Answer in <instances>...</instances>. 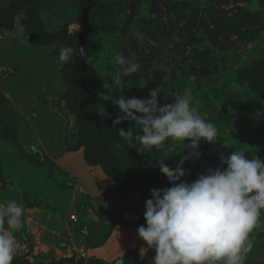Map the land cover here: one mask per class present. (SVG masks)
I'll return each instance as SVG.
<instances>
[{"label":"rangeland","instance_id":"1","mask_svg":"<svg viewBox=\"0 0 264 264\" xmlns=\"http://www.w3.org/2000/svg\"><path fill=\"white\" fill-rule=\"evenodd\" d=\"M22 9L27 16L18 35L14 17ZM0 25V205L14 200L25 209L23 228L13 232L24 261L29 249L34 252L30 264L73 258L75 264H153L155 256L138 237V228L146 227V206L132 203L140 201L138 193L117 198L113 181L88 165L78 147L79 121L62 100L65 63L59 52L64 46L41 48L35 35L64 36L78 44L80 72L101 105L92 123L97 138L103 127L110 136L134 125L138 151L140 126L130 120L114 125L121 114L115 101L149 99L160 89L158 107H163L187 90L192 107L216 125L219 135L214 144L200 141L209 154L189 168L184 164L183 182L225 168L221 156L233 151L264 161V0H0ZM86 28L90 33L83 39ZM184 31L188 42L178 55ZM117 52L137 61L140 71L124 76L127 65L117 64ZM116 74L122 86L114 84ZM188 143L169 139L162 149L138 151L137 157L129 153L121 177L140 180L149 192L171 187L159 163L175 169ZM27 217L37 229L31 239ZM47 217L52 229L44 224ZM60 221L70 228L55 237ZM250 239L245 264H264V210ZM31 240L35 243L27 246Z\"/></svg>","mask_w":264,"mask_h":264},{"label":"clouds","instance_id":"2","mask_svg":"<svg viewBox=\"0 0 264 264\" xmlns=\"http://www.w3.org/2000/svg\"><path fill=\"white\" fill-rule=\"evenodd\" d=\"M26 16V10L22 9L14 17L18 35L24 32L22 20ZM72 51L70 47H62L61 64L71 60ZM114 59L119 65H127L122 70L124 76L140 71L141 65L126 61L122 53H115ZM112 80L122 86L120 74ZM102 87L109 89L110 85L104 82ZM232 87L238 85L234 83ZM160 91L152 90L149 99L121 97L115 101L121 114L113 124L130 120L140 126L142 135H135L142 146L138 151L162 149L169 139L181 145L190 142L185 146L188 155L181 157L175 169L159 163L160 172L172 186L151 189V198L145 202L146 227L138 228V237L155 252L153 264H245L253 248L250 234L257 228L264 210V161L233 151L227 157L221 156L225 168L209 169L193 182H183L185 162L200 159V141L216 143L218 129L192 107L191 93L187 90L174 103L158 107ZM118 134L136 147L131 129L125 132L121 128ZM24 212V207L14 200L0 205V264L13 262L17 253L13 232L23 228Z\"/></svg>","mask_w":264,"mask_h":264},{"label":"trees","instance_id":"3","mask_svg":"<svg viewBox=\"0 0 264 264\" xmlns=\"http://www.w3.org/2000/svg\"><path fill=\"white\" fill-rule=\"evenodd\" d=\"M35 36L34 40L41 48L62 45L73 49L74 56L61 69L65 85V93L62 96V100H67L70 111L76 115L79 121L81 132L78 135V147L84 148L86 163L92 167L100 168L102 173L113 181L111 190L116 196L125 198L137 192L142 203L146 206V200L151 198L148 187L142 184L140 180L133 182L132 179L121 177L124 169L123 161L126 158H130L131 154L129 153H134L137 157L138 151L135 150V147L127 145L126 140L119 136L118 129L114 130L110 136H108L109 130L105 127L102 128L103 132L99 138H97L98 135L94 134L92 123L95 122V117L97 121L98 116H100L96 113V109L101 105L96 104L94 92L89 90L91 88L87 86V82L84 76H82V72H80L81 65L79 64L78 44L59 35L47 34ZM256 87L258 90L262 88L260 82L255 85ZM87 122L90 125L89 127L84 125ZM135 128L134 125L130 127L132 131ZM132 159H135V157H132L130 160ZM20 256L17 251L12 264H30L26 257V261H24L22 259L24 257ZM56 264H75V259H65Z\"/></svg>","mask_w":264,"mask_h":264},{"label":"crops","instance_id":"4","mask_svg":"<svg viewBox=\"0 0 264 264\" xmlns=\"http://www.w3.org/2000/svg\"><path fill=\"white\" fill-rule=\"evenodd\" d=\"M69 154H71V153H69ZM69 154H68V156H69ZM71 166H72V165H71ZM96 172H97V174H99V173L101 174L100 171L98 172V171L96 170ZM101 175L104 177L103 174H101ZM105 178H107V177L105 176ZM96 192H97V191H96ZM112 193H113V192H112ZM113 194H114V193H113ZM114 195H115V194H114ZM131 195H134V194H131ZM131 195H130V196H131ZM89 196H90V195H89ZM115 196H116V195H115ZM134 196H135V195H134ZM83 197H85V196L83 195ZM116 197L119 198V199L123 198V197H119V196H116ZM126 198H128V197H125L124 199H126ZM112 199L115 200V201H117V199H116V198L114 199V197H112ZM139 199H140V198H139ZM86 200H87V199H86ZM133 201H134V202H138V203H137V206L140 207V204H141L140 202H142L141 199H140V201H138V200H136V199L133 198V199H132V203H133ZM142 204H143V203H142ZM143 205H144V204H143ZM144 206H145V205H144ZM26 212H28V211H26ZM28 214H29V213H28ZM29 215H30V214H29ZM47 219H48V217L45 218V220H44V221H45V223H44L45 225L48 224V221H51V223H52V220H51L50 217H49L50 220H47ZM25 223H26V225H27V230H29V232H28V233H29V234H28V239H31V237H32L31 233H32V234H35V231H37V229L34 228V226H35L34 220H33V218H31V217H27ZM60 224H61V225H60ZM59 225H60V226H59ZM56 226H57V227L59 226V227L57 228V233H58V234H56V235H54V236H55V237H58V236L61 237L62 233L65 232V231H67V227L69 226V224H68V223H67V224H66V223H62V222L60 221V223L56 222ZM60 227H61V228H60ZM48 228H49V229H52V225H50V222H49V224H48ZM69 228H70V227H68V229H69ZM24 240L26 241V238H24ZM25 241H23L24 244H26ZM33 243H35V242H34L33 240H31V242H29V243L27 244V246H30V244H33ZM44 246H45V245H44ZM29 250H30V249H29ZM30 251H31V250H30ZM32 255L34 256V252L32 253Z\"/></svg>","mask_w":264,"mask_h":264},{"label":"water","instance_id":"5","mask_svg":"<svg viewBox=\"0 0 264 264\" xmlns=\"http://www.w3.org/2000/svg\"><path fill=\"white\" fill-rule=\"evenodd\" d=\"M90 33V28H86V30L82 33L81 37L84 39L86 38ZM188 42V34L186 31H184L182 39L180 40L179 46L177 47L178 55H183L185 53L186 44ZM198 151L201 153V156H206L209 154V149H203L202 146L198 148ZM185 155H188V152L185 153ZM195 160V158H192L190 161L185 162V166L189 168L192 164V162Z\"/></svg>","mask_w":264,"mask_h":264},{"label":"built area","instance_id":"6","mask_svg":"<svg viewBox=\"0 0 264 264\" xmlns=\"http://www.w3.org/2000/svg\"><path fill=\"white\" fill-rule=\"evenodd\" d=\"M71 221H73V222H77V216L76 215H72L71 216ZM22 254V253H21ZM23 256H25L26 257V259H29L31 256H33L32 255V252L30 251V250H28V251H25L24 252V255Z\"/></svg>","mask_w":264,"mask_h":264}]
</instances>
